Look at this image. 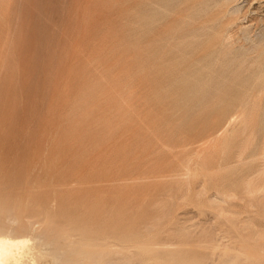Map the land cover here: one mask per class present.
I'll use <instances>...</instances> for the list:
<instances>
[{
    "label": "rangeland",
    "instance_id": "obj_1",
    "mask_svg": "<svg viewBox=\"0 0 264 264\" xmlns=\"http://www.w3.org/2000/svg\"><path fill=\"white\" fill-rule=\"evenodd\" d=\"M10 216L14 264H264V0H0Z\"/></svg>",
    "mask_w": 264,
    "mask_h": 264
},
{
    "label": "bare ground",
    "instance_id": "obj_2",
    "mask_svg": "<svg viewBox=\"0 0 264 264\" xmlns=\"http://www.w3.org/2000/svg\"><path fill=\"white\" fill-rule=\"evenodd\" d=\"M240 124H242V122L241 121H237L236 119H234L233 118V120H230V122L228 123V125L223 129V130H221V131H219L218 132V134H217V138H218V140H222V139H224V138H226V137H228V136H234L235 135V133L237 132V130H238V127H239V125ZM214 149V148H213ZM242 156L241 155H239L238 156V158H241ZM197 159V158H196ZM192 162V161H191ZM193 173V172H192ZM191 169L188 167L187 168V170H186V174H185V176H186V179L188 180L189 178H190V176H191ZM198 176V175H197ZM250 178V177H249ZM189 184H190V182L189 181H187ZM251 185V184H250ZM189 186V185H188ZM173 189H175V188H173ZM260 191V190H259ZM173 192V191H172ZM249 192L250 193H252L253 192V189H249ZM176 196V195H175ZM165 197V196H164ZM168 202V201H167ZM164 203V202H163ZM86 207V206H85ZM13 212H11V214H12ZM160 219V218H159ZM16 220H17V218H16ZM107 221V220H106ZM29 225H30V229H31V231L30 232H28L29 234L27 235H23V234H21V231H23V230H25L26 229V224L25 223H21L20 225L15 221V219H13V218H11V216H10V218H9V220H8V224L7 223H0V264H14V262L16 263V261L18 262V260H21V259H19V254H21L20 252L22 251V249L23 248H25V245L27 244V241L28 240H30L29 238L31 237V234L33 235L32 237H36V238H38V241H39V237H37V236H40V238L44 235H42V233L43 232H39V231H41V230H37L38 228V226H37V223L39 224V222H37V221H34V220H31V219H28L27 221H26ZM15 223H16V226L17 225H19V229H17V230H19V233H14L15 232V230H16V228L18 227H14V225H15ZM131 223V222H130ZM40 225V224H39ZM213 226V225H212ZM8 228H9V230H8ZM134 230V229H133ZM37 231H38V233H41V235H38L37 234ZM52 233H53V230L51 231ZM50 231H48V233H51ZM208 232V231H207ZM25 233H26V231H25ZM51 233V234H52ZM46 234H47V232H46ZM35 235V236H34ZM44 236H46V235H44ZM51 236V235H50ZM32 237H31V239H32ZM127 237V236H126ZM184 239V238H183ZM41 240V239H40ZM32 241H33V239H32ZM32 241H30L31 243H33L34 244V241L32 242ZM37 241V240H36ZM37 241V242H38ZM54 241V240H53ZM129 241V240H128ZM140 241V240H139ZM40 242V241H39ZM193 242V241H192ZM189 243V242H188ZM42 244V243H41ZM194 244V243H193ZM30 245V244H29ZM32 245V244H31ZM35 245V244H34ZM72 245V244H71ZM129 245V244H128ZM28 246V245H27ZM26 246V247H27ZM37 246H39L38 245V243H37ZM48 246V245H47ZM50 246V245H49ZM48 246V247H49ZM69 246V245H68ZM131 246V245H130ZM143 246V245H142ZM33 247H35V246H33ZM39 247H41L42 248V246H39ZM48 247H46V248H48ZM71 247H73V246H71ZM137 247V246H136ZM29 248V247H28ZM28 248H25V249H27V250H32L33 248H31L30 247V249H28ZM37 248V247H36ZM36 248H34V249H36ZM44 248V247H43ZM43 248H42V250H43ZM128 248H131V247H128ZM49 249V248H48ZM86 249V248H85ZM213 249V248H212ZM211 249V250H212ZM30 250V251H31ZM111 250V249H110ZM34 251V250H33ZM23 252V251H22ZM30 254V252H27L26 253V256L27 255H29ZM34 254V253H33ZM59 254V253H58ZM58 254H57V256H58ZM61 254V253H60ZM32 255V254H31ZM40 255H42V254H40ZM21 256V255H20ZM30 256V255H29ZM28 256V257H29ZM55 256H56V254H55ZM56 256V257H57ZM140 256V255H139ZM27 257V258H28ZM196 258V257H195ZM26 259V258H25ZM24 259V260H25ZM31 259V258H30ZM34 259V258H33ZM58 259H59V257H58ZM27 260V259H26ZM32 260V259H31ZM30 260V261H31ZM81 260V259H80ZM33 262L35 261V260H32ZM58 261V260H57ZM26 262V261H25ZM29 262V261H28ZM81 262V261H80ZM24 263V262H23ZM32 263V262H31ZM67 263V262H66ZM65 263V264H66ZM95 264V263H94Z\"/></svg>",
    "mask_w": 264,
    "mask_h": 264
}]
</instances>
